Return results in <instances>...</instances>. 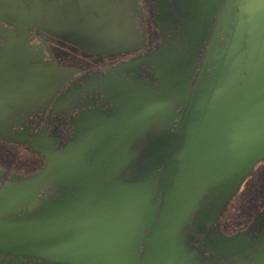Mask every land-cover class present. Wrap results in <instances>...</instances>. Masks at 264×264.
Masks as SVG:
<instances>
[{
  "label": "flooded vegetation",
  "instance_id": "flooded-vegetation-1",
  "mask_svg": "<svg viewBox=\"0 0 264 264\" xmlns=\"http://www.w3.org/2000/svg\"><path fill=\"white\" fill-rule=\"evenodd\" d=\"M191 1L0 0V203L8 202L2 199L7 193L26 195L0 208V221L39 216L43 208L67 204L83 192L95 205L108 187L138 182L152 183L154 190L159 179L174 180L193 95L226 59V30L239 19L236 0L228 7L227 0L216 1L210 12L191 10ZM98 12H109L116 23L128 14L140 34L130 46H118L117 39L101 42L105 30H113ZM26 46L46 57L29 54ZM239 48L247 54L244 45ZM43 65L61 72L51 75L45 66L41 80L33 79ZM121 99L142 107L121 105ZM135 125L141 128L133 130ZM106 138L109 148L95 149L109 143L100 140ZM35 158L39 181L28 188L34 175H22L35 168ZM258 176H264V156L231 193L222 186L206 189L184 228L183 246L197 264H248L264 254V185L252 196V215L239 221L229 213ZM0 264L75 263L0 251Z\"/></svg>",
  "mask_w": 264,
  "mask_h": 264
},
{
  "label": "water",
  "instance_id": "water-1",
  "mask_svg": "<svg viewBox=\"0 0 264 264\" xmlns=\"http://www.w3.org/2000/svg\"><path fill=\"white\" fill-rule=\"evenodd\" d=\"M216 1L187 3L191 10L210 12ZM235 6L239 19L226 30L231 36L226 59L193 95L174 180L166 184L161 178L154 190L152 183L138 182L108 187L95 205L83 192L68 198L72 202L43 208L39 216L0 221V251L75 264H197L183 246L197 202L215 186L231 193L264 156V0H236ZM243 45L246 55L237 51ZM133 102L138 101L120 104ZM261 259L264 254L248 264H264Z\"/></svg>",
  "mask_w": 264,
  "mask_h": 264
},
{
  "label": "crops",
  "instance_id": "crops-1",
  "mask_svg": "<svg viewBox=\"0 0 264 264\" xmlns=\"http://www.w3.org/2000/svg\"><path fill=\"white\" fill-rule=\"evenodd\" d=\"M68 13L69 12H67V14ZM99 14L104 16L103 20H104V25L106 26V28H108V29L110 28L109 30H113V31H107V29H106L103 37H101L99 39L101 42H104L106 40L109 41L110 39H113V40L117 39L118 40V44H119L118 46H120V47H121V45L128 46L129 45L128 42H130L131 39H136L137 36L140 34V31H138V29H134V28L131 27V25H130V23L128 21V16H129L128 14L126 15L125 13H123V14L119 15V16H121V18L118 19L117 23L113 20V18H112L113 15L109 14V12H106V13L105 12H98V15ZM60 23H62V22H60ZM74 29H76V28L74 27ZM77 33H78V31H77ZM80 35L84 36L81 32H80ZM85 38L87 40H89V38H87V37H85ZM111 45H113V43L112 44H108L107 43L106 46L111 47ZM130 45H132L131 42H130ZM113 46L115 47L117 45H113ZM27 47H29V46H26V48ZM111 48H113V47H111ZM26 51L29 54H32L31 52H33V54L35 56L40 57V60H43L46 57V54L43 53V51L41 49H38V50L35 51L34 47H32V48L29 47ZM21 53H22V51L20 52V54ZM8 54L9 53H7V55ZM5 55H6V53H5ZM164 59L167 60L168 58L166 59V57H164ZM165 62L166 61H164V64H165ZM45 66L43 65L42 68H40L41 66H38L37 67L38 69L37 68L35 69V72H34V75H33V79L41 80V76L45 74L44 73L45 70H46V72H50L51 75H53L55 72L56 73L61 72V68H59L57 65H54V66L45 65ZM44 67H45V70H44ZM164 67H166V64L164 65ZM50 79H51V77H50ZM3 110L4 111L6 110V107L4 105H3ZM105 129H107V128H105ZM100 140H103V141H106V142L110 141L109 138L100 139ZM106 146L109 148L110 142L109 143L100 142L99 145H96L95 149H97L99 151L100 147H106ZM105 150L102 151L101 153H105Z\"/></svg>",
  "mask_w": 264,
  "mask_h": 264
},
{
  "label": "rangeland",
  "instance_id": "rangeland-1",
  "mask_svg": "<svg viewBox=\"0 0 264 264\" xmlns=\"http://www.w3.org/2000/svg\"><path fill=\"white\" fill-rule=\"evenodd\" d=\"M16 148V147H15ZM17 149V148H16ZM18 150L20 151V154H23V152H24V150L22 151V149L21 148H19L18 147ZM11 152H16V150L14 149V150H11ZM19 153V152H18ZM8 156H10V155H8ZM36 157H37V155H36ZM16 158H18V157H16ZM38 158V157H37ZM37 158H35V168H33V170L31 169H29V171L27 172V170L25 169V171H24V174L22 175L23 176V178H30L31 176H33V178L31 179V181L29 182V184L30 185H28V188L30 187V186H34L35 184L34 183H36L37 184V182L39 181V179H38V175H36V173L34 174L33 173V171L35 170H37V171H39L40 169L38 168V166L40 165V163H39V161H38V159ZM24 160V157H23V155H20L19 156V158H18V162L21 164L22 163V161ZM10 161H12V160H9L8 159V162H10ZM24 163V162H23ZM33 164V165H34ZM9 166V165H8ZM22 167V166H21ZM12 168H10L9 167V169H8V171L9 170H11ZM11 172V171H10ZM9 174H11V173H9ZM29 174V175H28ZM255 185V186H254ZM264 185V176H258V177H254L253 178V180H252V182L249 184V186H247V188H244V190L242 191V195H240L241 193H239V195H240V197L237 199V203L232 207V212H231V210L229 211V213L231 214V216H235V215H238V216H240L239 218H238V220L239 221H241V218L242 217H247V216H249V215H252V206H250L251 204V199H252V196H253V198H255L256 197V190L258 189V187H260V186H263ZM27 186V185H26ZM25 186V187H26ZM251 187L253 188V190H251ZM27 188V187H26ZM31 188V187H30ZM17 192H15V194H11V193H7V194H5V195H3L2 196V199L3 200H8V202L9 201H16V200H20V196L18 195V194H16ZM253 202H255V201H253ZM258 202L256 201L255 202V206H257L258 204H257ZM251 217V216H250ZM242 221H243V219H242ZM229 231V230H228ZM230 233V232H229ZM225 242H227V243H233V244H235V241H233V239H227V241H225Z\"/></svg>",
  "mask_w": 264,
  "mask_h": 264
}]
</instances>
